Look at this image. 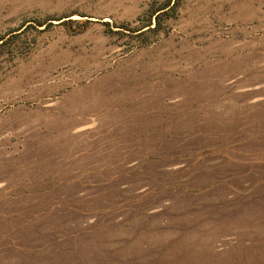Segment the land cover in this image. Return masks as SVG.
<instances>
[{
	"label": "rangeland",
	"instance_id": "1",
	"mask_svg": "<svg viewBox=\"0 0 264 264\" xmlns=\"http://www.w3.org/2000/svg\"><path fill=\"white\" fill-rule=\"evenodd\" d=\"M0 264H264V0H0Z\"/></svg>",
	"mask_w": 264,
	"mask_h": 264
}]
</instances>
